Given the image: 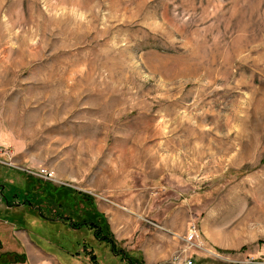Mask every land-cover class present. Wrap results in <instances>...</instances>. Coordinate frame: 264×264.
<instances>
[{
	"label": "rangeland",
	"instance_id": "1",
	"mask_svg": "<svg viewBox=\"0 0 264 264\" xmlns=\"http://www.w3.org/2000/svg\"><path fill=\"white\" fill-rule=\"evenodd\" d=\"M0 141V218L55 250H109L67 198L152 229L154 190L202 264L262 261L264 0H0Z\"/></svg>",
	"mask_w": 264,
	"mask_h": 264
},
{
	"label": "crops",
	"instance_id": "2",
	"mask_svg": "<svg viewBox=\"0 0 264 264\" xmlns=\"http://www.w3.org/2000/svg\"><path fill=\"white\" fill-rule=\"evenodd\" d=\"M11 194L14 195V193ZM156 194L157 192L153 190V210L150 217L153 222L152 229L149 226L144 225L142 220H136L130 213L121 211L119 208L112 207V205L110 206L106 203H99V201L92 196L90 197L93 199L95 206L90 203V200L87 201L84 199L82 204L79 205V208V206H77V202H79L80 199L77 195H75L72 199H66V201L69 200L70 204L74 206V211L67 210L70 214H59L56 216L60 219L58 229L60 231L67 232L69 231V228L71 230H76L80 229L82 226H86L82 225L73 227L69 223L73 220L77 221V215H80V211L85 209L88 219H95L104 229L108 230L112 234L116 242V246L121 249L123 256L114 253L110 248L108 253L99 254V249L92 246V251L95 253L96 261L94 262L93 260H90L86 255L85 259L87 260V264H127V261H130V258H133L134 260L136 259L135 261L143 264H159L161 262L172 263L175 256L182 262H184L187 257H190L192 260L191 264H202L201 260L194 257L192 253L194 249L186 248L187 244L182 238L187 232L190 222L194 220L188 219L191 217L192 212H188V209H183L181 207L172 210L170 204L168 203L169 201L163 199L160 200ZM66 201H58L57 203H59L60 207H66ZM3 205L7 209L15 211L28 208L35 210V207L37 206L32 205L29 200L27 202L23 199L21 201L12 202L6 200ZM78 209H80V211ZM38 213L40 214L39 211ZM43 214H40V216L51 220V216ZM13 218L19 219L14 216ZM13 218L12 220L6 219V221L11 222L13 225L12 231L23 247L27 264H66L62 258H67L70 256V253L67 251L69 250L68 248L59 244L62 240L58 242V246L61 248L59 252L54 251L50 244L46 245L40 243L25 231V233L21 232L23 230H20L19 227L15 226L16 224L13 221ZM88 231L90 234L92 233L90 241L92 240L91 242L98 247H103L104 241L96 238L92 229L88 228ZM211 240L219 247L227 249L232 248L227 245L226 239L224 238L216 237L215 240ZM101 241L103 243H101ZM84 242L87 243L88 241ZM55 247L56 243L54 242V248ZM184 248L186 249L183 250ZM82 254L83 253L76 254V257L81 256ZM262 258L263 260H258L259 262L239 261L233 264H264V256ZM66 261H68V263L73 262L71 258H68Z\"/></svg>",
	"mask_w": 264,
	"mask_h": 264
},
{
	"label": "trees",
	"instance_id": "3",
	"mask_svg": "<svg viewBox=\"0 0 264 264\" xmlns=\"http://www.w3.org/2000/svg\"><path fill=\"white\" fill-rule=\"evenodd\" d=\"M88 196H89L88 199L90 200V203H92L93 206H95L93 199L90 197V195ZM29 202L31 203V201ZM36 207L39 208L38 206ZM40 214L42 215L43 213L40 212ZM70 225L73 227H78L82 225H86L90 227L93 230V233L96 238L101 239L102 241L106 242L109 245V248L114 253L123 256L121 249H119L116 246V242L112 234L108 230L104 229L102 225L98 223V221H96L95 219H84L80 221L73 220L70 222ZM12 230H13V225L11 224V222L6 221V219L0 218V249L2 250V252L0 253V264H27L23 247L20 241L18 240V238L14 235ZM53 249L54 251L59 252V250H55V248ZM92 249L93 248L92 246L90 247V243L83 242L82 248H81V251L83 252V254L81 256L76 257V254L80 253L79 250H74V251L67 250L69 251L70 256H68L67 258L63 257L62 259L64 260L66 264H87V260L85 259V256L87 255V257L90 260H93L95 262L96 256H95V253H93ZM5 256H9L10 260L7 259L8 260L7 262L1 261L2 257L4 258ZM68 258H71L73 262L68 263V261H66ZM135 260L133 258L132 259L130 258V261H127V264H143Z\"/></svg>",
	"mask_w": 264,
	"mask_h": 264
},
{
	"label": "built area",
	"instance_id": "4",
	"mask_svg": "<svg viewBox=\"0 0 264 264\" xmlns=\"http://www.w3.org/2000/svg\"><path fill=\"white\" fill-rule=\"evenodd\" d=\"M3 148L2 142L0 141V149ZM1 160V158H0ZM38 175L44 177V178H48V179H52L54 177V171L52 169H49L48 167H40L39 171L37 172ZM198 224L196 222H192L188 228V232L186 234V240L192 241V238L194 236L198 235ZM188 247H192L191 244H188L186 246V248ZM186 248H184L183 250H185ZM192 260L190 257H187L184 262H182L181 260H179L178 257H174L173 258V264H191ZM251 262H259L258 260H252Z\"/></svg>",
	"mask_w": 264,
	"mask_h": 264
},
{
	"label": "flooded vegetation",
	"instance_id": "5",
	"mask_svg": "<svg viewBox=\"0 0 264 264\" xmlns=\"http://www.w3.org/2000/svg\"><path fill=\"white\" fill-rule=\"evenodd\" d=\"M3 190V189H2ZM1 190V191H2ZM15 194H17V192H14V195H13V197H15L16 195ZM9 198H7V200H8ZM25 201H27V200H25ZM38 211H39V208H37V207H35ZM40 212V211H39ZM44 215V214H43ZM70 223V222H69Z\"/></svg>",
	"mask_w": 264,
	"mask_h": 264
},
{
	"label": "water",
	"instance_id": "6",
	"mask_svg": "<svg viewBox=\"0 0 264 264\" xmlns=\"http://www.w3.org/2000/svg\"><path fill=\"white\" fill-rule=\"evenodd\" d=\"M159 264H172L171 262H161Z\"/></svg>",
	"mask_w": 264,
	"mask_h": 264
},
{
	"label": "bare ground",
	"instance_id": "7",
	"mask_svg": "<svg viewBox=\"0 0 264 264\" xmlns=\"http://www.w3.org/2000/svg\"><path fill=\"white\" fill-rule=\"evenodd\" d=\"M198 233H199V226H198Z\"/></svg>",
	"mask_w": 264,
	"mask_h": 264
}]
</instances>
